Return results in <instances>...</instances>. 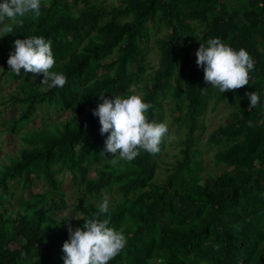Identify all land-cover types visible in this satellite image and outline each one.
<instances>
[{"label": "trees", "instance_id": "trees-1", "mask_svg": "<svg viewBox=\"0 0 264 264\" xmlns=\"http://www.w3.org/2000/svg\"><path fill=\"white\" fill-rule=\"evenodd\" d=\"M119 1L111 6L102 0H41L39 17L29 13L12 32L0 30V90L2 83L17 81L21 88L13 100L22 111L8 132L15 135L38 110L70 113L64 122L20 135L18 156L1 166L0 264H63L67 227L82 228L104 193L113 206L101 219L110 216L109 226L123 229L127 240L109 264H264V0ZM160 27L167 32L157 39L154 69L144 57ZM31 36L51 40V71L67 77L63 88L43 87L42 74L33 84L34 74L10 72L15 40ZM212 38L251 55L248 85L221 93L205 83L192 53ZM135 91L152 105L149 121L167 122L176 128L173 135L184 131V138H165L155 156L141 151L131 162L120 160V171L104 164L89 175L95 162L114 158L101 154L109 134L101 135L93 116L102 103L98 95L127 97ZM251 92L260 102L249 110ZM211 96L215 104L227 101L234 108L231 122L212 130L204 143L215 147V171L206 169L197 148ZM166 147H178V153L164 163L170 165L166 176L156 182ZM35 180L49 192L30 198L24 192L8 209L17 186L26 191ZM65 181L84 205L68 208ZM65 210L70 212L62 216ZM77 210L85 217L73 219Z\"/></svg>", "mask_w": 264, "mask_h": 264}, {"label": "clouds", "instance_id": "clouds-1", "mask_svg": "<svg viewBox=\"0 0 264 264\" xmlns=\"http://www.w3.org/2000/svg\"><path fill=\"white\" fill-rule=\"evenodd\" d=\"M29 13L35 17L41 15V0H4L0 3V30L12 32V25L22 23V18ZM196 57L197 65L203 68L205 83L211 84L221 93L248 85L250 72L254 70V60L244 48L236 51L220 38L209 39L206 46L200 44ZM7 64L10 72L18 76L21 69L25 74H34L33 81L36 75L42 74L43 87L63 88L67 83L63 73L51 71L56 64L52 42L43 36L15 40L14 51L9 54ZM98 96L102 103L93 110V116L99 118L101 135L109 134L101 154L104 157L105 153L112 154L114 158H106L110 164L116 165L120 160L131 162L141 151L155 156L160 153L165 138L169 141L174 139L169 134L167 122L149 121L146 113L152 105L145 103L140 95L109 98L101 93ZM246 96L250 100L249 110L257 107L259 94L251 92L246 93ZM248 125L251 127L252 122L248 121ZM167 164H164L166 173L170 166ZM154 181L158 182L155 178ZM73 204L84 205L77 199ZM96 204L99 205L98 212L85 220L82 228L73 231L71 225L67 227L69 240L63 244V264H109L125 248L127 240L123 229L117 231L110 227V216L101 219L102 214H107L111 208L108 195L105 194L102 202ZM72 206L69 204L68 208L72 209ZM80 217H85L80 210L73 213V219Z\"/></svg>", "mask_w": 264, "mask_h": 264}, {"label": "rangeland", "instance_id": "rangeland-1", "mask_svg": "<svg viewBox=\"0 0 264 264\" xmlns=\"http://www.w3.org/2000/svg\"><path fill=\"white\" fill-rule=\"evenodd\" d=\"M106 4H109L111 6L115 5H121L122 2L119 0H102ZM166 28L160 27L158 30H156L155 34L149 38V42L146 46L145 51V57L144 62L145 64L148 63L151 67L156 69V64L158 60L159 55V49H158V43L157 39L164 37L166 35ZM3 65L0 64V72L2 70ZM132 68L134 70L135 64L132 65ZM151 72L150 70H147L146 73ZM33 84L36 82V80L33 81V79L30 80ZM19 81L12 82L10 85H2V90H0V171L1 166L6 164L7 158H13L18 156V151L20 149V135H23L24 133H27L31 131V129L39 128V127H47L52 124L61 123L67 120L70 117V113L63 112L53 114L52 109H42L38 110L33 116L32 119L29 120L26 124H24L22 127H20L15 135L12 133H9L8 131L13 125L14 120L16 117L20 114L22 111L21 104L17 103L16 100H13V98H16V94L18 95L21 93V88L19 86ZM29 84V82H28ZM26 85V88H28L29 85ZM137 95H142L140 92L135 91L133 92ZM13 96H10V95ZM15 95V96H14ZM18 97H20L18 95ZM17 97V98H18ZM170 101V100H169ZM4 103V104H3ZM173 106V101H170V107ZM234 108L227 102V101H221L219 104H215V98L211 96L208 103V108L205 110L204 118H203V124L205 125L204 133H197L199 137V142L197 145V148L203 151V155L201 156V160L203 164L205 165L206 169L215 171L216 169L213 167L211 163L210 156L212 155V152L215 150V147L213 146H207L205 145V141L210 136V132L214 129H216L219 126L227 125L231 122V112ZM176 131L175 127L169 128V134L174 137V139L170 140L175 141L178 139H183L185 136V132L181 131L179 132V137H176L173 135V133ZM168 140V139H167ZM169 141V140H168ZM177 144V143H176ZM163 152H161L160 156L163 159V163H160L159 169L156 171V177L155 180H163L166 176L165 166L164 163H170L172 162L173 155H176L178 153V147L174 149L165 148ZM168 153V155H163V153ZM111 159V158H109ZM104 164L109 165L112 169L115 171H120L122 166L121 164L112 165L108 162V160H101L98 162H95L92 166V168L89 170V175L93 174V172L98 169ZM59 179H61V176L59 175ZM69 181V179H68ZM64 190L67 195L68 201H70L69 204H73L76 201V198L74 196V193L72 191L68 192V183L65 181L64 183ZM26 192L28 194V198H30L31 194H39V193H47L49 192V189L46 188L40 180H35L30 187L23 191L20 186H17L15 193L13 195V198L8 202L6 201L8 209H11L15 206L16 201L22 197L23 193ZM106 193L102 194L99 199L98 203L102 202L103 196ZM109 195V194H108ZM113 203L110 200V206L112 207ZM70 211L65 210L62 214V216L68 215ZM80 216L79 214H77ZM68 217V216H67ZM159 261V259H155L154 262Z\"/></svg>", "mask_w": 264, "mask_h": 264}, {"label": "built area", "instance_id": "built-area-1", "mask_svg": "<svg viewBox=\"0 0 264 264\" xmlns=\"http://www.w3.org/2000/svg\"><path fill=\"white\" fill-rule=\"evenodd\" d=\"M196 52H197V51H194V52L192 53V57L195 58V59H197V57H196ZM202 70H203V68H202Z\"/></svg>", "mask_w": 264, "mask_h": 264}]
</instances>
